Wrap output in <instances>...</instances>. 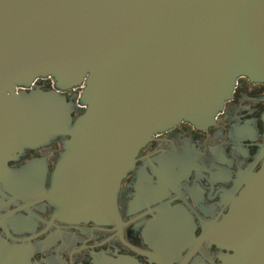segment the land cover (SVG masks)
Returning <instances> with one entry per match:
<instances>
[{"label": "water", "instance_id": "95a60500", "mask_svg": "<svg viewBox=\"0 0 264 264\" xmlns=\"http://www.w3.org/2000/svg\"><path fill=\"white\" fill-rule=\"evenodd\" d=\"M45 77L57 96L17 91ZM240 77L264 84V0H0V149L66 137L41 194L61 222L118 223L140 150L212 126ZM77 88L71 121L58 94ZM236 208L232 264H264V161Z\"/></svg>", "mask_w": 264, "mask_h": 264}, {"label": "flooded vegetation", "instance_id": "af4514ba", "mask_svg": "<svg viewBox=\"0 0 264 264\" xmlns=\"http://www.w3.org/2000/svg\"><path fill=\"white\" fill-rule=\"evenodd\" d=\"M17 91L56 95L49 77ZM80 92L58 94L71 121ZM263 116L264 84L240 77L212 126L154 135L121 181L116 224L58 221L42 198L66 137L0 149V264H232V211L263 165Z\"/></svg>", "mask_w": 264, "mask_h": 264}]
</instances>
